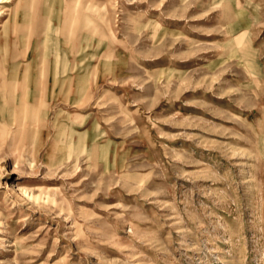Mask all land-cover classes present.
<instances>
[{
    "label": "rangeland",
    "instance_id": "obj_1",
    "mask_svg": "<svg viewBox=\"0 0 264 264\" xmlns=\"http://www.w3.org/2000/svg\"><path fill=\"white\" fill-rule=\"evenodd\" d=\"M42 3L0 52V264H264V0H93L41 45ZM17 62L75 67L69 102L21 115Z\"/></svg>",
    "mask_w": 264,
    "mask_h": 264
},
{
    "label": "bare ground",
    "instance_id": "obj_2",
    "mask_svg": "<svg viewBox=\"0 0 264 264\" xmlns=\"http://www.w3.org/2000/svg\"><path fill=\"white\" fill-rule=\"evenodd\" d=\"M92 1L93 0H43L42 7H41L42 12L40 14L41 18L38 17L39 21H41L42 17L46 15L48 17L54 18L57 22V26L54 25L53 27H50V31L48 29V26H45L46 28L43 27V29L40 30L38 34V36L43 34V40H41L40 43L38 42L37 44L43 45L44 43L48 41V39L52 38L53 36L55 37V35H60V34H63V36L65 37V40H67L68 42L71 39L72 34L74 35L76 34V32L74 33V31L77 28L79 29L80 32L85 31L86 35L84 37V42H86L87 44L89 40L91 39L90 35L92 34L94 35L97 33V27H98L97 23L93 21V19L90 16V14L94 12ZM37 2L38 0H0V16L4 14L6 11L7 17H8L2 22L0 20V40L4 41L3 44H0V52L6 49L7 42L9 41V36L11 32V28L9 24L19 23L20 19H21V24L24 25V35L22 36H24V39L29 42L33 34L32 21L35 15V9H36ZM8 3H11L13 6L11 8H8L7 7L9 6ZM64 3L65 5L68 6L67 9L69 10V12L65 20L62 21V18H61L62 14L61 15L59 14L58 16L57 15L54 16L53 9L55 7H58L59 9H63L62 6ZM6 7L7 9H5ZM19 7L21 8V10L19 9ZM55 14H56V11H55ZM77 17H78V20H77ZM61 25L64 26L62 31L60 29ZM13 27L14 26L12 25V28ZM100 37H103V35H101ZM28 47L29 45H27V48ZM66 47L67 46L65 44L61 45L60 43L55 48L57 49V53L61 52L60 54H63V49H66ZM73 49H74V44H73ZM19 64L20 63L17 62L14 64V66L11 69L5 70L1 73V77H2L1 85L5 90H9V91L11 90L13 93L14 90L16 89L15 85L17 84V82L19 81L21 82V92L18 95L19 105L21 107V115H23L25 111L27 110L26 108L29 106V103H28L29 100L34 101L39 106L40 104H42L44 92L46 89V81L48 77L51 78V82H52V87H51L52 92H53L52 97L60 98L65 102H69L68 95L70 94L71 88L73 86L72 84L73 78H72L71 71H73L75 67L74 68L71 67L70 69H68L66 65H64L63 63V65L60 68L56 67L55 70H53L52 72L48 74L45 73V70L43 68H40L37 71L36 75L31 74L32 72L30 73L29 70H25L23 72V76H21V79H20L19 78L20 76L18 73ZM31 86H33V88ZM82 90H83V87H80L79 92H82ZM22 117L20 118L18 126L22 125V122H23ZM70 139H71V136H70ZM84 150L85 149L83 148V151ZM20 194L22 197L26 199L30 198V194L25 189H21Z\"/></svg>",
    "mask_w": 264,
    "mask_h": 264
}]
</instances>
